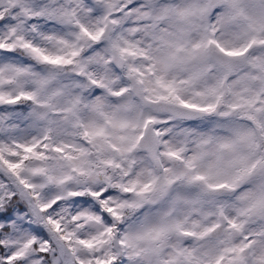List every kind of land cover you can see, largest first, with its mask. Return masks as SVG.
Listing matches in <instances>:
<instances>
[{
    "label": "snow or ice",
    "instance_id": "6c2138e0",
    "mask_svg": "<svg viewBox=\"0 0 264 264\" xmlns=\"http://www.w3.org/2000/svg\"><path fill=\"white\" fill-rule=\"evenodd\" d=\"M0 264H264V0H0Z\"/></svg>",
    "mask_w": 264,
    "mask_h": 264
}]
</instances>
